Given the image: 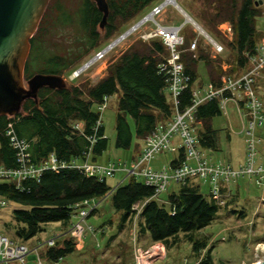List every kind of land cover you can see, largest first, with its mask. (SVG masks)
Masks as SVG:
<instances>
[{
    "label": "trees",
    "instance_id": "obj_1",
    "mask_svg": "<svg viewBox=\"0 0 264 264\" xmlns=\"http://www.w3.org/2000/svg\"><path fill=\"white\" fill-rule=\"evenodd\" d=\"M155 1L106 0L109 13L101 28L102 13L94 0H72L70 5L60 0H50L37 30L30 38L24 79L35 73L62 76L71 72L78 67L81 59L93 50L99 51L101 44L108 43L107 40L121 27ZM198 1L206 3L205 9L188 11L180 6L214 39L216 23L228 21L232 25L233 39L228 41V45L235 54L234 67L223 71L217 65L219 59L211 57L207 50H190V40L183 35L185 31L182 27L183 43L178 49L183 72L189 76V84L178 96L180 109L191 104V86H204L198 81L200 63L206 69L207 83L218 89L222 86L223 74L236 78L248 69L250 65L246 54L253 53L258 44L255 20L262 10L256 0ZM78 5L80 7L77 9ZM44 22L53 25L55 30H70L69 34L60 35L67 44L53 41L54 35L49 34ZM168 56L169 50L161 38H139L107 65L105 75L95 83L84 81L66 84L63 88L42 87L36 100L28 98L23 101L19 113L0 115V166H18L16 149L6 133L9 123L16 136L28 142L31 163L40 164L51 154L60 164L63 163L56 169L42 170L37 178L22 179L19 185L12 179L0 180V198L7 205L9 202L17 204L11 210L12 220L4 221L6 228L13 229L12 236H8L10 239L24 243L50 222L59 221L67 226L72 222L76 203L98 199L112 189L106 182L107 178L88 176L73 164L77 160L82 162L89 152L94 161L107 148L108 138L103 123L94 130L100 118L98 106L104 97L117 96L116 148L128 149L135 138L144 140L158 126L167 125L172 118L173 108L169 99L167 73L162 65ZM35 61L41 62L46 69L33 71ZM221 114L219 96L204 99L196 105L193 122L201 123V127L194 130L198 147L220 150L219 134L212 125V119ZM79 122L83 124L80 129L76 127ZM183 161L184 149L179 147L168 162V167L173 169ZM153 193L151 186L133 176L114 187L109 199L112 207L121 212L117 232H121L125 223L138 212L133 209L134 203L147 199L138 212V233L142 236L147 234L150 241H162L168 248L179 242V235L183 233L198 257L197 264H213L210 252L213 245H207V237L200 236L199 231L216 218L218 208L222 206L217 205L209 194L202 193L199 184L189 180L180 184L177 191L169 193L166 202L152 198ZM231 211L240 217L245 215L243 210ZM115 236H110L107 242ZM74 241L75 238L70 236L58 239L54 245L44 247L41 258L50 264L61 260L74 251ZM199 253L202 254L199 256Z\"/></svg>",
    "mask_w": 264,
    "mask_h": 264
},
{
    "label": "rangeland",
    "instance_id": "obj_2",
    "mask_svg": "<svg viewBox=\"0 0 264 264\" xmlns=\"http://www.w3.org/2000/svg\"><path fill=\"white\" fill-rule=\"evenodd\" d=\"M56 1V0H55ZM62 3H67V5H70V1L72 0H60ZM164 0H156L152 5L146 7L143 11L140 12V14L135 17L133 20H131L127 25L124 27H121V29L118 31V33H115L108 41L110 43L112 40L117 38L121 33H123L125 30H127L129 27H131L135 22L140 20L143 16L148 14L152 9L154 5L161 7L159 12L155 13L150 18H147V20H143L137 28L133 29L132 31L128 32L125 36L122 37V39L115 44L114 46L110 47L109 50L105 51V53L99 57L98 59L91 62L86 68H84L82 71L75 73L74 70H72L69 73H64L63 78L66 81V84H78L84 81H87L89 83H94L96 80L99 79V77L104 73V69L96 73V66L102 64L103 67H105V70L107 69V65L111 62H113L119 54L127 49L132 43H134L139 38L143 39H149L156 37L153 35V32L156 27V22H159L161 24H173L178 25L184 28L185 33L183 35H186V39L194 40L196 39L197 45L192 51H197V49L207 50L208 54L211 57H216L219 59V62H217V65L223 70L226 71L230 69L231 67H234L233 59H234V51H232L231 47L228 45V41H231L233 39V29L231 31H228L226 29V21H223L221 23L215 24V41L216 44L212 43L204 34H202L193 24L189 22H184V15L172 4V3H163ZM176 2L184 7V9L188 10H199V9H205L206 3L203 1L198 0H176ZM257 5H259L260 9L262 10V14L256 18L255 20V29H256V39L259 42L260 38L264 41V0H256ZM162 4V5H161ZM80 7V5L77 6V9ZM46 21H49V18H46ZM47 22H44L45 27L49 30V34H53L52 37L53 41L58 40L61 45H66L65 39L60 36L69 34L70 30L64 28L62 30H55V27L51 24H48ZM201 25V24H200ZM182 35V33H181ZM185 39V40H186ZM188 40V41H189ZM261 41V42H263ZM108 43L101 44L100 50L105 47ZM191 43V41H190ZM216 45H219L222 47V50L220 52H217L215 50ZM97 51L95 50L91 51L89 54H87L83 59H81L80 64L78 67L85 63L87 60H89L92 56L95 55ZM250 65V64H249ZM77 67V68H78ZM226 67V68H223ZM250 67V66H249ZM248 67V68H249ZM76 68V69H77ZM45 66L42 65L41 62H34L32 70L35 72H41V70H45ZM236 67L234 68V70ZM198 81H201L203 83V87H205V90L207 89V72L203 64L200 63L198 67ZM225 76H229L228 74H223ZM222 75V76H223ZM240 75H238L239 77ZM222 78V77H221ZM233 78V77H231ZM237 78V77H236ZM194 88L199 90V85L195 84ZM201 89V88H200ZM253 89L255 94L259 97V99L262 102V105L264 106V65L261 68L260 74L256 77L255 83L253 85ZM204 90V92H205ZM204 94V93H203ZM200 94V95H203ZM228 111H229V118L226 117L224 114H221L219 116H215L212 119V125L215 129H217L219 134V145L221 149L220 155H214L215 161H227L230 162L233 165H239L241 162L245 161L246 158V142H245V134L243 132H240L241 130V124L238 119L237 114H235L234 107L228 103L227 105ZM117 112V96L113 95L108 99V102L106 103L104 110L102 112V123L105 128L106 136L109 138L108 140V148L102 153V156L99 160H105L107 158H111V160H116L118 157H120L121 162H124L126 157V152H128L125 149L116 148L114 145L115 143V116ZM231 126L234 130V133L231 136V140L227 142L225 139V130ZM261 130L264 131V127L258 126L256 129L257 135L260 136ZM262 134V133H261ZM264 139V136L262 134V137H259ZM229 143V146L227 145ZM261 143V142H260ZM262 144V143H261ZM262 146V145H261ZM230 149V159L228 157H223V152L227 149ZM224 150V151H223ZM225 154V153H224ZM232 155V159H231ZM174 156V153L171 152H165L161 154H157L152 160L150 167H161L162 164L167 165L170 159ZM90 161L97 165H107V163H96L95 161H92L91 155H90ZM81 164L82 162H78ZM152 167V168H153ZM121 172H115L116 174L112 177H108L107 181L109 185L112 187V189L103 197H100L96 200L93 199V201L89 202V204H83V205H91L93 206L96 204L95 207L99 206L98 210L100 212L99 214H94V216H90L91 211L89 214H87L86 218L83 219L81 229L83 230L81 232L82 235L80 237H74L76 244V248L74 251L64 258H62L60 261H58V264H192L191 262H197L198 258L194 259V251L192 250V245L190 242L185 241L184 236H180V244L178 246H171L168 249H166L165 245L163 244L160 246L161 248H158V252L154 250L153 255L150 257L143 256V254H139L137 251L138 249H147L150 246H153L155 244L159 245L161 242L156 243L151 241L150 243L147 241H142L141 238H144L140 233H138V227L137 222L138 219H130L125 223V229L119 234V236L116 239H113L109 243L108 235L111 233V231H115L116 226H113L112 224L114 222H118V214L114 210V208L111 206V202L109 200L110 194L114 187H116L118 184L122 183L125 179L128 178L126 175V171L122 170ZM121 180L116 184L114 182L118 181V178L121 177ZM245 180V178L239 179V180ZM0 180H6V179H0ZM245 182L239 183L241 186V193L240 196L243 197V200L245 201L243 203L244 206H246L249 211L248 213L251 214L253 209H255L256 205L260 203L259 198L262 194V190L259 186H257L253 180L248 181V189L244 186ZM257 187H256V186ZM180 186V183L175 182L174 180H171L169 185L167 186L166 190L162 192L159 196L160 198H166L167 194L172 191H177ZM202 193L206 194V187H202L201 189ZM160 202H163L161 199H159ZM228 205L226 207L218 208V213L216 218L206 227L202 228L200 230V236H206L207 239H210L212 242L211 244V257L213 264H255L260 259L264 258V249L260 248V244H264V216L258 215V220L255 224H252L251 219H247L244 215L240 217L235 212V216H231L230 212L232 213L231 209L233 207H238L239 204L236 202H230L229 198L227 199ZM100 203V204H99ZM99 204V205H98ZM16 203L9 202V205L6 207H2L0 209V233L12 236L13 229L6 228L4 226V221L10 222L12 220L11 217V210L12 208L16 207ZM262 214L264 213V201L263 205L261 206ZM243 208V207H242ZM4 210V212L2 211ZM235 209V208H234ZM90 210V209H89ZM94 210V209H93ZM228 210V211H227ZM237 211H241V208H236ZM260 211V209H259ZM260 214V213H259ZM75 220L77 219V216L74 217ZM103 218H109V222L105 225L106 230L105 233L97 236L98 234V226H100L101 222L104 220ZM249 221V222H248ZM74 222V221H73ZM72 222V223H73ZM111 223V224H108ZM89 224L90 227H93L94 233H91L89 230ZM115 224V225H116ZM247 224L248 227L243 228ZM51 223H48L46 226H44V231L48 233L52 226ZM56 225V224H55ZM58 226V225H56ZM67 228V227H66ZM63 229L62 231L56 232L55 234H68L67 229ZM110 231V232H109ZM44 234V233H43ZM93 235V236H92ZM141 237V238H140ZM197 237V236H196ZM225 239H224V238ZM49 238H45L42 240H39L34 243V240L26 241L24 244L28 248V256L22 262V264H38L41 262L42 264H50L49 262L44 261L41 258V249L44 247H47L46 241ZM23 243V242H22ZM34 244V245H33ZM78 246V247H77ZM143 257V259H142ZM186 258H188V261H185ZM3 264V263H2ZM54 264V263H53Z\"/></svg>",
    "mask_w": 264,
    "mask_h": 264
},
{
    "label": "built area",
    "instance_id": "obj_3",
    "mask_svg": "<svg viewBox=\"0 0 264 264\" xmlns=\"http://www.w3.org/2000/svg\"><path fill=\"white\" fill-rule=\"evenodd\" d=\"M153 9L154 15L159 12L161 7L155 6ZM226 29L228 31L232 30V25L228 21H226ZM153 35L161 38L169 50V56L162 68L167 73L168 92L173 104L171 120L165 127L158 126L144 139L141 153L129 166L121 162H108L104 166L94 164L90 161V152L85 154L86 157L81 164L76 162L73 166L82 170L86 175H95L99 179L111 177L115 172L125 170L128 177L140 178L146 185L151 186L154 189L153 197L162 193L171 180L183 184L188 180L198 178L208 183L209 195L219 206H224L226 202L223 195L224 187L238 179L253 180L257 186L264 188V163L257 161L260 138L256 132L258 126H264V107L253 89L256 77L260 74L264 65V41L256 45L253 53L246 54L250 67L239 77L231 78L223 75L221 78L222 86L214 89L209 83L203 95H200V90L191 86V104L184 109H180L178 96L181 90L189 84V76L183 72V64L180 61V51L178 49L183 43L181 26L156 22ZM196 45V39L192 40L189 49H194ZM215 50L220 52L222 47L216 45ZM103 54L98 55L95 60ZM224 93L227 94L225 95ZM215 96H219L221 99L220 106L224 111H226L228 102L234 104L240 119L241 130L245 134V162L236 167L229 163L213 162L203 156L198 148L197 138L191 126V122L194 121L193 111L196 105L204 99H210ZM107 102L108 97H104L103 102L99 106L100 118L97 120L94 130L102 123L101 112ZM76 127L79 128V125L76 124ZM6 133L10 137L11 145L16 149L18 166L15 168L0 166V179H12L19 185L20 181L26 177L37 178L42 170L46 168L56 169L59 166H63V163L60 164L52 154L40 164L31 163L28 142L16 136L11 123L8 124ZM177 140H179V143ZM179 147L184 149V161L181 165L173 169L166 166L159 169L150 167L151 160L157 154L177 151ZM89 202L83 201L81 204L76 203L74 205L76 208V215H74L77 216V219L66 228L69 235H65V233L52 235L45 242L46 245L52 246L58 239L65 236H84L81 234L83 231L81 229L82 221L90 211L96 208V204L81 207L83 204H89ZM6 205L7 202L0 198V208ZM141 206L135 204L133 209L139 212ZM89 230L94 233V228L90 227V225ZM162 245L163 243L155 244L144 250L138 249L137 252L148 258L153 255L154 250L158 252V248H161L160 246ZM28 252L29 250L24 243L14 241L0 233V264H22L27 258ZM58 261L60 259L55 260L51 264H58ZM38 264L42 263L39 262ZM192 264H197V262Z\"/></svg>",
    "mask_w": 264,
    "mask_h": 264
},
{
    "label": "water",
    "instance_id": "obj_4",
    "mask_svg": "<svg viewBox=\"0 0 264 264\" xmlns=\"http://www.w3.org/2000/svg\"><path fill=\"white\" fill-rule=\"evenodd\" d=\"M49 1L0 0V115L12 116L19 113L23 101L28 98L36 100L38 90L42 87L63 88L66 86L63 76L52 73H35L28 79H24V66L31 47L30 38L37 30ZM94 1L102 13L100 27L103 28L109 13L108 4L106 0ZM172 4L184 15V22L193 24L212 43L216 44L213 37L176 0H173ZM153 12L154 9L97 51L74 72L78 73L86 68L98 55L112 47L117 40L137 27L148 16H152ZM256 264H264V258Z\"/></svg>",
    "mask_w": 264,
    "mask_h": 264
},
{
    "label": "crops",
    "instance_id": "obj_5",
    "mask_svg": "<svg viewBox=\"0 0 264 264\" xmlns=\"http://www.w3.org/2000/svg\"><path fill=\"white\" fill-rule=\"evenodd\" d=\"M190 41H192L191 39H190ZM261 41H263L262 40V38H260V40H259V42L261 43ZM198 42V41H197ZM259 44V43H258ZM223 68H226V67H223ZM104 69V73H102V75L99 77V79L102 77V76H104L105 75V73H106V70H105V67H103V65L102 64H100V65H98V66H96V73H99V72H101L102 70ZM97 81V80H96ZM95 81V82H96ZM94 82V83H95ZM207 84H209V83H207ZM199 90H200V94H203L204 93V90H205V87H203V88H201L200 89V87H199ZM111 96H108V99L110 98ZM169 99H170V101H171V105H172V108H173V104H172V100H171V98H170V95H169ZM221 103V99L219 98V104ZM228 103H230L233 107H234V104L233 103H231V102H228ZM228 103L226 104V111H224L223 109H221V106H220V109H221V112H222V114H224L226 117H228L229 118V111H228V108H227V105H228ZM100 106V105H99ZM99 106H98V111H99V113H100V109H99ZM264 107V106H263ZM104 110V109H103ZM103 110H102V112H103ZM234 110H235V114H237V112H236V109H235V107H234ZM102 112H101V121H102ZM237 116H238V114H237ZM116 117V116H115ZM238 119H239V116H238ZM239 121H240V119H239ZM78 125H79V129L80 128H82V126H83V124L81 123V122H79V123H77ZM193 124L195 125V127H193ZM241 124V123H240ZM191 126H192V128H193V131L195 130V128L196 129H198V128H200L201 127V123L200 122H191ZM260 127H264V126H260ZM242 128V127H241ZM114 130H115V125H114ZM240 132H242V130H240ZM225 139L227 140V142L228 141H230L231 140V136H232V134L234 133V130H233V128L231 127V126H229V128H227L226 130H225ZM258 133H260V136L259 137H262V134H263V136H264V131L263 130H261L260 132H258ZM262 133V134H261ZM228 134H230V136H228ZM105 136H106V133H105ZM108 138V137H107ZM108 140H109V138H108ZM245 140V139H244ZM178 141V143H179V140H177ZM260 142L262 143H259V154H258V156H257V161L258 162H260V163H264V139H262L261 138V140H260ZM133 145L130 147V148H128V149H125V150H129L128 152H126V157H125V160H124V162H121V158L120 157H118L116 160H111V158H107V159H105V160H99L100 159V157L102 156V154H101V156L99 155V156H97L95 159H93L96 163L98 162V163H108V162H121V163H124L126 166H129V165H131V163H133L135 160H136V158L139 156V154L141 153V151H142V149H143V145H144V140H141V139H137V138H135L134 139V141H133ZM219 143H220V141H219ZM228 146H229V143L227 144ZM262 145V146H261ZM107 148H108V143H107ZM106 148V149H107ZM199 148V150H200V152L203 154V156H205V157H207V158H209L211 161H213V162H223V163H229L230 165H232V166H234V167H236V165H233V164H231L230 162H227V161H224V160H219V161H215V160H213V159H215V156L214 155H220L221 153V149L220 150H211V149H204V148H200V147H198ZM105 149V150H106ZM104 150V151H105ZM103 151V152H104ZM224 151V150H223ZM169 152V151H168ZM176 152L177 151H173V152H171V153H174V155L176 154ZM163 153H165V152H163ZM216 153V154H215ZM225 153V154H224ZM230 154H232L231 152H230V149L228 148L226 151H224L223 152V157H228L229 159H230ZM92 159V158H91ZM231 159H232V155H231ZM78 162H81V160H77ZM245 161H243V162H241L239 165H241V164H243ZM151 164V163H150ZM239 165H237V166H239ZM163 166H166V167H168L169 166V163L167 164V165H164V164H162L161 165V167H163ZM153 167V166H152ZM160 166H159V168H161ZM154 169H159V168H157V165H156V167H153ZM169 168V167H168ZM117 172H121V173H123L122 172V170H120V171H117ZM116 172V173H117ZM115 173V174H116ZM114 174V175H115ZM113 175V176H114ZM112 176V177H113ZM122 176L123 175H121V177H119L118 178V181H116V182H114V184H116L117 185V183L119 182V180H121V178H122ZM108 178V177H107ZM190 182H192V183H195V184H199V189H200V191H201V189H202V187H206V194L208 195L209 194V185H208V183L206 182V181H203V180H201V179H198V178H193V179H191V180H189ZM240 181L243 183V182H245V183H247V184H245L244 186L246 187V189H248V187H249V185H248V181H251V180H247V179H243V180H237V181H235V182H233V183H230L228 186H225L224 187V190H223V195H224V198H225V205L224 206H222V208H224V207H226V205H228V202H227V199L229 198V201L230 202H236L237 204H239L238 205V207L239 208H241V210H243L244 211V213H245V217L247 218V219H251V223L252 224H255L256 225V222H257V220H258V215L259 216H264V213L262 214V212L263 211H261V206L263 205V201H264V188H262V187H260L261 188V190H262V194H261V196H260V198H259V201H260V203H258L257 205H256V207H255V209H253V211L251 212V214H249L248 213V211H249V209L246 207V206H244L243 205V203L245 202L244 200H243V197L242 196H240V194L242 193L243 194V192H241V186L239 185V183H240ZM106 182L108 183V181H107V179H106ZM109 184V183H108ZM181 184V183H180ZM184 184V183H183ZM256 186V185H255ZM257 187V186H256ZM166 190V189H165ZM164 190V191H165ZM163 191V192H164ZM172 192H174V191H172ZM202 192V191H201ZM169 193H171V192H169ZM168 193V194H169ZM161 194V193H160ZM159 194V195H160ZM167 194V195H168ZM156 196V197H153V195H152V198H155V199H161L163 202L165 201L166 202V200H167V196H166V198H160V196ZM212 199V198H211ZM94 200H96V199H94ZM110 200V199H109ZM147 199H144V200H139V201H137V202H135L134 203V205L135 204H138L139 206H143V203H144V201H146ZM91 201H93V199L92 200H90V202ZM83 202V201H82ZM82 202H80V203H78V204H81ZM110 202H111V200H110ZM100 204V203H99ZM98 204V205H99ZM133 205V206H134ZM111 206H112V204H111ZM142 206H141V208H142ZM81 207H87L86 205H82ZM238 207H233V209L234 210H236V208H238ZM243 207V208H242ZM98 208H99V206H97L96 207V209L94 210V214H99L100 215V212H99V210H98ZM259 209H260V211H259ZM115 210V209H114ZM141 210V209H140ZM232 210V209H231ZM116 211V210H115ZM228 211V210H227ZM75 212H76V210H75ZM116 213L118 214V222L117 223H119V221H120V216H121V212H119V211H116ZM260 213V214H259ZM94 214L92 215V216H94ZM237 214V213H236ZM76 215V214H75ZM75 215L72 217V222L73 221H75ZM230 215L231 216H235V214L232 212H230ZM132 218L133 219H138V212L134 215V216H132ZM131 218V219H132ZM104 220L101 222V225L102 226H98V228H97V230H98V234H97V236H99V235H101V234H103V233H105L108 229H110V228H107V230H106V224H107V222H109V218H103ZM129 221V220H128ZM71 222V223H72ZM249 222V221H248ZM52 225H50V226H52L51 227V229H50V231L48 232V233H46V232H43L44 231V226H46L48 223H46V224H44L43 225V230L40 232V233H38L36 236H34L33 238H31L30 239V241L32 240V242H33V240H34V243L36 244V242H38L39 240H42V239H45V238H49V237H51L54 233H56V232H59V231H62L63 229H65L66 227H68L69 225H67V226H64L63 225V223H61V222H50ZM103 223H105V225L103 224ZM58 225V226H56V225ZM108 224H111V223H108ZM116 224V222H114L112 225L113 226H116V228H115V231H111V233H109V235H108V239H109V237L110 236H113V235H115L116 234V236L113 238V239H116L118 236H119V234L125 229V228H123V230L121 231V232H117V224ZM90 225V224H89ZM104 225V226H103ZM209 225V224H208ZM246 227H248L247 226V224L243 227V228H246ZM94 230H96V229H94ZM110 232V231H109ZM44 233V234H43ZM183 233H181V235H182ZM199 234H200V231H199ZM181 235H179V236H181ZM93 236V235H92ZM144 236V238H141V240L142 241H148L149 243L151 242L150 241V239H149V237L147 236V234H145V235H143ZM75 237H80V236H75ZM74 238V237H73ZM224 238V237H223ZM225 239V238H224ZM29 241V240H28ZM27 241V242H28ZM185 241H187V240H185ZM145 242V243H146ZM153 242H161V243H163L162 241H153ZM187 242H189V241H187ZM211 240L210 239H208V244L207 245H212L211 244ZM164 244V243H163ZM178 244H180V240H179V242H177L176 244H173L172 246H178ZM34 245V244H33ZM165 245V244H164ZM78 247V246H77ZM165 247H166V249H168V246H166L165 245ZM171 247V246H170ZM75 248H76V244H75ZM43 249L44 248H42L41 249V251H43ZM202 254V253H201ZM200 253H199V256L201 255ZM196 258H198L197 256H196V254H195V252H194V259H196ZM185 261H188V258H186V260ZM197 261V260H196ZM191 263H193V261L191 262ZM195 263V262H194Z\"/></svg>",
    "mask_w": 264,
    "mask_h": 264
},
{
    "label": "bare ground",
    "instance_id": "obj_6",
    "mask_svg": "<svg viewBox=\"0 0 264 264\" xmlns=\"http://www.w3.org/2000/svg\"><path fill=\"white\" fill-rule=\"evenodd\" d=\"M172 2H173V0H165L164 3L166 4V3H172ZM150 17H151V16H148L147 18H150ZM147 18L144 19V20H147ZM151 18H152V17H151ZM135 28H137V27H135ZM135 28H134V29H135ZM132 30H133V29H131V31H132ZM121 39H122V38H120L119 40H117L112 46H114L115 44H117ZM108 50H109V49H108ZM259 247L262 248V249H264V244H260ZM255 264H256V263H255Z\"/></svg>",
    "mask_w": 264,
    "mask_h": 264
}]
</instances>
